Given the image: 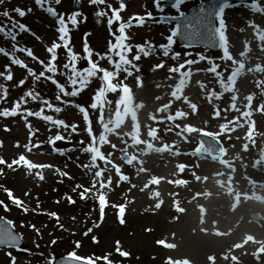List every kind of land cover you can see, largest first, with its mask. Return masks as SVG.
<instances>
[{
  "label": "rangeland",
  "instance_id": "1",
  "mask_svg": "<svg viewBox=\"0 0 264 264\" xmlns=\"http://www.w3.org/2000/svg\"><path fill=\"white\" fill-rule=\"evenodd\" d=\"M122 2L126 7L120 11L121 21L114 22L113 32L116 31L119 23H128L130 18L144 16L148 11H151L156 18L161 14H178L175 10L169 9L163 0H161L164 5L163 13L156 10L155 0H122ZM256 2L264 7V0H256ZM120 3L121 0H105L104 5L96 6L90 5L89 0H80L79 5L75 0H61L60 5H54L58 13H65L66 19L67 14L77 10L87 16L86 22L83 21V17L78 18L81 22L77 27L68 25L71 29L70 44L74 51L83 57L84 34L90 33L87 42L93 50V60L98 61L100 67L109 71H113V66L109 65L107 59L99 60L95 54L103 55L108 49L109 40L113 43L115 41L110 36L107 17H101L100 22L97 23L94 12L103 9L111 16L112 9H118ZM109 4L112 8L107 7ZM188 6L189 4L182 5L181 10L189 9ZM15 7L25 10L32 8V12L20 18L12 12ZM4 10L9 11L14 19L25 23L32 32L41 37L40 41L29 33H23L18 37L19 43L31 48L37 60L24 53H17V56L37 74L44 71V65L50 60L46 45L50 46L56 41L55 20L39 9L34 0H5L4 4H0V12ZM225 12L230 14V17L225 19L226 36L232 40L233 46L229 49V53L233 56L234 65L232 61L220 58L222 52L211 54L200 48H186L177 42L172 45L169 56L165 57L163 49L157 43H167L166 37L170 34L171 27L152 20H147L143 26H137L134 24L135 19H132V26L126 29V35L129 37L126 43L133 45L128 58L131 60L137 55L136 45L144 46L147 50L148 45L151 44L154 50L148 56L139 53L140 59L133 61L139 71L132 69L131 76L121 72L113 81L127 85L133 96L126 111L128 115L120 117L118 122L109 125L111 128L106 131L100 118V109L93 110L90 107L94 102L95 93L103 86V81L100 79L102 73L91 78V81L94 80L93 84L90 81L78 97H64L60 94L63 101H68L61 104L56 103L55 95L58 93L52 95L49 91L52 87L48 84L50 80L41 78L34 85L33 77L28 74L26 68L12 65L7 57H3L0 71H4L7 75L6 68L10 69L12 80L8 81L0 77V85H4L8 90L5 99L0 100V110L4 108L10 110L14 102L24 96L26 91L33 90L49 101L54 98L53 105L61 107L62 110L55 113L44 106L43 114L63 120L67 128L55 126L52 122H46L35 115L30 116L26 124L19 122L18 116L11 117L12 121L7 123L0 119V140L4 143L0 147V158L5 161L4 164H0V173L5 171L4 166L9 164V160L10 163L12 162L11 159L16 157L18 151V158L24 155L33 163L51 166L32 170L33 173L39 171L43 174L42 181L28 172L22 175L12 173L11 176L8 175V179L0 181V201L3 202L0 204V216L13 221L17 231L29 244L28 250L32 254L21 256L11 251H2L0 264H10V257L6 252H11L12 256L16 257V264H48V260L53 255H67L73 250L83 258L91 257L95 264H108V261L111 264H175L176 262L181 264L182 258L189 259L191 264H231L233 260H238L241 264H264L263 255L261 258L255 257L257 250L264 249V226L249 222L247 217L250 210L264 214V165H261L263 164L261 155L264 151V42L259 40V34L264 32V12H255L251 6ZM8 23L7 18L0 16V25ZM240 23H244L245 27L236 25ZM241 29L247 30L248 34H243ZM0 46H9L8 42L3 41L2 36H0ZM63 52V48L57 50L56 73L46 72L45 75L52 76L70 91L68 76L71 73L70 69L63 68V64L67 62V55ZM188 52L192 55H186ZM175 53L180 55L174 60L172 56ZM199 55H204L206 58L199 60ZM113 59L118 58L113 57ZM188 59L199 62L187 65L185 61ZM209 60L219 65L217 71L222 76H217L210 70ZM240 62L243 63V70H240L243 76L237 78L236 87L233 91H229L236 95L234 97L226 92V87L229 85V76L238 71ZM85 64L86 60L80 59L77 67L83 68ZM180 64H184L180 72H189V75L181 77L180 72L170 71L172 68H179ZM159 65L162 66L157 67ZM233 67L235 71H232ZM26 77L25 84L21 86L19 81ZM137 77L141 78L142 83ZM185 81V87L178 84ZM191 82L196 83V86L191 85ZM170 84L172 88L169 87ZM175 88L179 89L174 91ZM120 95H122L121 90L106 94L104 112L115 113ZM25 100L26 103L21 105V111L27 109L35 113L41 110L40 101H33L27 96ZM218 103L226 106V109L242 112L244 116L241 121L247 120L249 124L246 130H238L241 132L235 134H244L243 137H239L244 140V145L237 143L230 151L237 160L244 162V167L240 168L238 173H232L221 165L213 166L193 154V150L197 147L195 135L199 130H204L213 137H217L215 135L221 132L216 134L214 129L216 123L210 122L211 115L215 113L209 106ZM167 104L173 106L179 113L176 114L181 117L180 121L168 119L162 113V106ZM248 104L252 106H247ZM75 105L86 109L89 114L88 121L83 119L84 113ZM202 106L208 108L207 114L201 112ZM122 108L123 105L121 110ZM220 120L225 121V119ZM204 121L210 124L201 123ZM230 123L227 124L232 129L234 124ZM73 125H76L75 131L72 130ZM234 131L236 130H230L229 134L233 135ZM57 134L70 144L69 149L56 154L52 152L51 154H55V156L51 155L53 161L48 155H40L35 162L34 152L43 145L49 146L52 151L51 144L55 142L54 137ZM101 134L105 138V143L102 145L99 144ZM93 138L96 139L100 151L105 156L104 161L97 159L95 167H92L91 154L83 151L93 142ZM18 144L19 150L13 148ZM25 145H28L31 151ZM122 151L134 157V164L126 166L118 158L119 152ZM222 162L235 167L232 162L228 163V159L223 158ZM214 167H217L218 175L213 185L210 177L202 178V176L206 177L210 172L207 169L213 171ZM57 169L66 175L61 176ZM96 171H102V176L96 177ZM121 172L130 175L132 180L145 186L137 187V191L128 192L127 195L121 193L117 180L126 178L119 174ZM1 177L0 175V179ZM89 178L91 183L88 182ZM143 178H146L145 181ZM180 179L187 180L190 185L201 180L206 181L203 183L206 187L195 183L197 186L195 189L201 191L206 188L209 190L206 197L210 195L212 197L210 196L211 198L209 197L205 202L198 201L199 196L196 192L187 189L180 203L174 199L172 202H167L172 206H164L167 195L164 194L165 189L161 180L174 187ZM101 182L105 187L101 188ZM150 187L154 189L151 190L152 193L147 192ZM5 189L11 190L12 197L21 200L29 211L25 213L22 207L14 205ZM85 189L88 191L85 192ZM102 189L106 190L108 195L105 196L109 199L103 219L98 214L99 202L97 198H93V194L97 197V194L103 193ZM177 192L181 195L183 190ZM81 193H84L83 198ZM69 196L75 201L74 204H69L67 199ZM251 196L261 200H254ZM37 202H39L38 208ZM236 202L238 203L235 204ZM5 205L8 210H5ZM181 205L188 208L185 216L175 209L176 206L182 207ZM120 206L128 208V211L123 213V223L116 221V217L120 216ZM176 211L180 214L177 215ZM52 212L58 214V223L55 218L48 215ZM72 217L75 219L73 220ZM177 219H180V222L175 223ZM30 225H35V229ZM89 228L92 231L84 235ZM173 234L177 236L174 237ZM216 235L218 238L215 237ZM222 235L225 238H221ZM93 237L96 238L95 242ZM173 239L177 242L174 244L175 250L171 251L169 246ZM53 240L56 241L55 244H52ZM218 240H220L219 244L215 245L213 241ZM76 242H79V248L75 247ZM121 252H127L129 256L123 257L120 255ZM211 255L215 259L214 262H210ZM104 257H107V261Z\"/></svg>",
  "mask_w": 264,
  "mask_h": 264
},
{
  "label": "snow or ice",
  "instance_id": "2",
  "mask_svg": "<svg viewBox=\"0 0 264 264\" xmlns=\"http://www.w3.org/2000/svg\"><path fill=\"white\" fill-rule=\"evenodd\" d=\"M5 0H0V4H4ZM35 5L41 9L44 13H46L49 17L53 18L56 22V32L58 33V41H53L50 46L46 45V51L50 54V60L47 64L44 65L45 70L40 71L38 74L25 64V62L17 56V53H24L28 57H31L33 60H37V57L33 54L31 48L25 47L19 43L18 37L23 33H29L35 37L36 40L40 41L41 37L36 33L32 32L31 29L25 24L19 22V20L14 19L9 11L4 10L0 12V16L7 18L8 24L0 25V36H2L3 41L8 42L9 46H0V55L7 57L12 65H19L20 67L26 68L28 74L33 77V84L35 82L40 81L41 78L45 80H51V82L56 85L58 89V94L55 95V99L57 101H61V103H68V101H63L61 99L62 94L64 97H78V95L88 86L91 81V78L96 77L98 73H102L100 79L103 81V86H101L98 91L95 93L93 97V101L90 105L91 109L96 110L100 109V118L101 121H104V104L106 103V94L107 93H116L118 90L122 91V95H120L119 100L116 104V111L114 113V119H112L111 113L107 119V122L104 123L105 131L111 128L109 125H113L117 123L119 118L122 115L126 114V111L129 106V101L132 98L133 94L130 88L127 85L121 83H113L116 77L121 73L125 72L128 76H131L132 69H136L137 65L133 62L134 60H139L140 55L139 53H143L144 56H148L151 51H153V46L151 44L148 45L147 50L144 46L136 45L137 48V55L133 57V59L128 58V53L132 51L133 45L126 43L129 37L126 35V29L132 26L131 21L135 19L137 26H143L147 20H152L156 23H168L171 24L175 21V24L172 28H170V34L166 37L167 43L164 45H160L163 49V55L165 57L169 56L171 51L172 45L175 44L176 38L179 37L182 40L186 41L185 47H192L194 42L199 41L204 44L207 48H214L222 50V57L221 59L225 61H232L234 65L233 56L229 53L228 47V40L226 37V21L224 18L225 10L231 7L232 5L229 4L228 0H208L207 3L203 2V0H199L198 6L194 7L191 10V13L188 14L185 11L181 10V6L186 3V0H173L171 3V8L174 9L178 14L177 15H160L159 18L153 16L151 11L146 12L144 16H135L130 18L128 23L121 22L119 23L115 32L112 31V26L114 22L121 21L120 11H122L126 5L122 2L119 4L118 9H112L111 16L108 15L106 11L103 9L97 10L94 12L95 17H97V23L100 22L101 17H107V26L109 28L110 36L113 37L114 43L112 40L108 42V49L106 53L101 55L100 53H96L95 55L98 57L99 60L107 59L108 63L113 66L115 69L114 71H109L106 68H102L99 66L98 61L93 60V50L90 48L87 38L90 33L84 34V42L82 46V51L84 56L81 57L76 51H74L73 46L70 44V31L69 24L73 27H77L78 24L81 22L78 18L83 17V21H87V16H85L81 11H73L70 14H67V19L65 18V13L57 12L56 7L54 5H60L61 0H34ZM75 3L79 5L80 0H75ZM90 5H104L105 0H89ZM155 6L158 12H164V5L162 4L161 0H155ZM108 8H112V5H107ZM251 8L255 12H264V7H261L256 0H253L251 4ZM12 12L17 14L18 17L23 18L27 14L32 12V8L22 9L20 7H15L12 9ZM10 25V26H9ZM243 31V29H241ZM259 40L264 42V32L259 34ZM63 48L67 55V62L63 64V68L70 69V75L68 76V81L71 85V90H67L63 85L58 84V82L52 76H46L45 73H53L55 74L57 71V50ZM179 53H175L172 56V59H178ZM186 55L191 56L192 53L188 52ZM113 57H117L118 59H113ZM206 57L204 55H199V60H204ZM80 59H85L87 61V66L83 68L77 67V62ZM199 60L188 59L185 61L187 65H192L194 63L199 62ZM41 64H44L43 61H40ZM211 64V69L214 71L217 76H222L220 72L217 71L219 65L215 64L212 60H209ZM159 65L157 67H160ZM184 67V64H180L179 68H172L170 71L172 72H180V69ZM7 75H5L4 71H0V77H4V79L11 81L12 80V73L10 69H7ZM232 71H235V67L232 68ZM189 72H180V76L184 77L189 75ZM25 79L19 81V84L22 86L25 84ZM138 81H141L140 77H137ZM142 83V81H141ZM8 95V90L4 85H0V100L5 99ZM25 96L30 97L33 101H40L42 107L40 111H36L33 113L30 110L24 109L21 111V105L26 103ZM121 105L123 108L121 110ZM44 106L47 107L48 110L54 111L55 113H59L62 109L61 107L54 106L48 99L42 97L38 92L33 90H28L25 92V95L20 97L18 101L14 102V106L9 110L8 108H4L0 110V117H16L17 115H21L23 120L27 122L28 117L35 115L36 117L42 118L46 122H52L55 126H64L67 128L65 122L61 119H54L52 115H44L43 109ZM79 108L80 112L84 113L83 119L85 121L89 120V114L86 109L80 105H75ZM30 128V125H29ZM7 130V129H6ZM72 130H76V125L72 126ZM89 135H91V130L89 129ZM55 141L62 140V136L57 134L54 137ZM105 143V138L101 134L99 136V144L102 145ZM29 151L28 145H25ZM84 152L91 154V161L92 167H95V162L99 158V160L104 161L105 156L100 151V147L97 145V141L93 138V142L89 144L87 147L83 149ZM5 161L0 158V164H4ZM13 165H23L26 169L28 174H34L35 177H38L39 180H43L44 176L41 172L37 171L33 173L32 170L34 169H44L51 167L47 164H36L27 159L24 155H20L18 159L12 160L11 163L7 164L9 169L13 168ZM91 170V169H90ZM59 172V169H57ZM61 176L66 175L64 172H59ZM96 177L102 176V171L95 172ZM110 182V181H109ZM105 187L103 182H101V188ZM8 196L12 199V203L18 207H22L23 211L27 213L29 211L28 207L22 203L21 200L12 197L11 190H7ZM75 191V189H73ZM88 190L85 189V192ZM28 195V193H25ZM81 198L84 197V193H81ZM93 198H98L99 201V210L101 214V218L103 217L104 209L106 207V196L103 193H100L98 197L93 194ZM69 204H74L75 201L69 196L67 197ZM59 201H57L58 203ZM3 202L0 201V204ZM5 210H8L7 205L4 206ZM39 207V202H37V208ZM35 211V210H33ZM125 208L120 206L119 213L120 216H123ZM51 217L59 222V216L57 213L52 212L48 213ZM74 220L75 217H72ZM0 245L6 246L9 249H15L16 251L27 252L31 255V251L28 249H22L21 245V234H18L14 231L13 221L11 220H4L3 217H0ZM123 223V219L120 220ZM30 227L35 229V225H30ZM60 227H63L60 225ZM39 233V230H36ZM92 229L89 228L84 235H87L88 232H91ZM95 237H93V241L95 242ZM56 241L53 240L52 244H55ZM37 247H39L37 245ZM76 248H79V242H76ZM6 255L10 257V264H16V257L12 256L11 252H6ZM121 256L128 257L129 253L121 252ZM107 261V257H104ZM48 264H56V257L53 255L50 260H48ZM59 264H95L94 260L89 258H83L77 254L75 250L70 251L67 255L60 260ZM108 264H111L108 261Z\"/></svg>",
  "mask_w": 264,
  "mask_h": 264
},
{
  "label": "bare ground",
  "instance_id": "3",
  "mask_svg": "<svg viewBox=\"0 0 264 264\" xmlns=\"http://www.w3.org/2000/svg\"><path fill=\"white\" fill-rule=\"evenodd\" d=\"M230 15L229 14H225L224 15V18L225 19H227L228 17H229ZM156 29V28H155ZM150 30H151V28H150ZM158 45H161V44H163V43H157ZM164 45V44H163ZM228 47H229V43H228ZM180 222V221H179ZM151 232V231H150ZM219 242H220V240H218V241H213V243L215 244V245H218L219 244Z\"/></svg>",
  "mask_w": 264,
  "mask_h": 264
}]
</instances>
